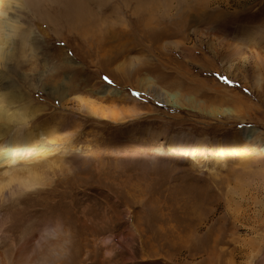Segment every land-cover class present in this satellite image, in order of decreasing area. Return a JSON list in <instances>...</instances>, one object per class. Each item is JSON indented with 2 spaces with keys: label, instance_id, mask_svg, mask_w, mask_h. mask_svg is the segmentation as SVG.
<instances>
[{
  "label": "rangeland",
  "instance_id": "obj_1",
  "mask_svg": "<svg viewBox=\"0 0 264 264\" xmlns=\"http://www.w3.org/2000/svg\"><path fill=\"white\" fill-rule=\"evenodd\" d=\"M55 1L26 5L9 79L56 161L0 202L2 256L61 225L86 264H264V155L197 167L169 146L264 135V0Z\"/></svg>",
  "mask_w": 264,
  "mask_h": 264
},
{
  "label": "bare ground",
  "instance_id": "obj_2",
  "mask_svg": "<svg viewBox=\"0 0 264 264\" xmlns=\"http://www.w3.org/2000/svg\"><path fill=\"white\" fill-rule=\"evenodd\" d=\"M50 1L54 0H0V190H3L4 184L15 181L9 189L3 190V194L0 195V202L44 184L45 175L43 172L44 168H41L42 165L46 162L48 168L49 166L53 167L51 163H55L54 161H56H52L53 159L51 158V154L55 152V149L51 148V146L43 145V136H46L50 141L54 140V137L46 133L48 129L29 127L27 125L28 114L24 111H15L16 109L12 110L15 104L19 107V103L24 100V97L20 94V88L14 84L12 79H9V75L20 64L18 59H22V49L18 45V39H21L24 43L29 41V43L34 44L29 40L33 28L29 27L27 21L25 14L26 5H32L31 7L32 9L34 8L36 17H40L43 15L44 8L41 10L42 6H45V2L48 3ZM64 1L68 7L71 4H76L80 9H83L80 0ZM50 4L52 5V3ZM83 6H85V3H83ZM73 7L71 8L73 9ZM51 16L50 14L48 15L49 20L52 19ZM79 16L82 17L81 14ZM73 18L77 21V16L73 15ZM83 18L80 21H83ZM147 80L151 87L154 80L150 77ZM104 92L107 95L118 96V92L112 89ZM158 93L156 94L157 97L160 100L163 99L161 96L163 94ZM172 101L174 103V100ZM219 101H224V97H221ZM216 110L217 112L226 114L231 111L229 108L222 109L221 111H218L219 109ZM178 136L182 138V143L172 140L175 138L173 136L172 139L170 138L169 146L183 151L189 157L190 163L197 167L201 166L206 160L217 164L225 162L226 159L232 157H241L240 159H250L251 161L256 159L255 161L258 162L257 159H260L264 155V135L254 132V130L253 132L244 129L236 130L231 135L222 138L216 137L214 141H211L207 137L194 138L188 133L178 134ZM206 148L210 151L211 157L209 159L206 158L208 151H206ZM54 189L57 188L53 187L52 190ZM127 191L129 192V190ZM115 193H119L120 195L119 189H115ZM55 227L54 230L48 232L49 234L46 235V244L35 246L31 243L32 241L24 243L16 248L10 261L5 259L0 252V264H55L59 261H61L60 264H65L66 262V264H86V261L92 259V252L89 251H87L85 257H82L83 252L81 250L72 254L68 230L65 229V226L61 225ZM46 228L48 230V227ZM1 232L2 227L0 226V234ZM125 238L129 240L130 237L125 236ZM130 243H133L132 238Z\"/></svg>",
  "mask_w": 264,
  "mask_h": 264
},
{
  "label": "clouds",
  "instance_id": "obj_3",
  "mask_svg": "<svg viewBox=\"0 0 264 264\" xmlns=\"http://www.w3.org/2000/svg\"><path fill=\"white\" fill-rule=\"evenodd\" d=\"M12 183H15V181H13ZM12 183H6L3 185V190H7L12 186ZM3 190H0V195L3 194Z\"/></svg>",
  "mask_w": 264,
  "mask_h": 264
},
{
  "label": "snow or ice",
  "instance_id": "obj_4",
  "mask_svg": "<svg viewBox=\"0 0 264 264\" xmlns=\"http://www.w3.org/2000/svg\"><path fill=\"white\" fill-rule=\"evenodd\" d=\"M137 95H139V94H137Z\"/></svg>",
  "mask_w": 264,
  "mask_h": 264
}]
</instances>
